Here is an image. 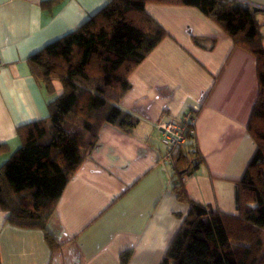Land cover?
I'll use <instances>...</instances> for the list:
<instances>
[{
    "label": "crops",
    "instance_id": "crops-1",
    "mask_svg": "<svg viewBox=\"0 0 264 264\" xmlns=\"http://www.w3.org/2000/svg\"><path fill=\"white\" fill-rule=\"evenodd\" d=\"M0 0V167L19 147L17 128L49 115V95L29 56L78 28L109 0ZM48 1V0H45ZM264 5V0H244ZM168 32L130 75L121 106L138 118L132 131L102 126L98 142L68 181L45 231L6 221L0 209L1 264H160L189 205L172 190L161 124L194 117L204 162L184 179L189 196L236 213V185L254 152L248 123L258 95L256 57L198 8L149 2ZM263 33L264 11L258 13Z\"/></svg>",
    "mask_w": 264,
    "mask_h": 264
},
{
    "label": "trees",
    "instance_id": "trees-1",
    "mask_svg": "<svg viewBox=\"0 0 264 264\" xmlns=\"http://www.w3.org/2000/svg\"><path fill=\"white\" fill-rule=\"evenodd\" d=\"M198 8L234 45L257 61L258 95L248 132L256 148L236 185V213L193 200L184 179L204 162L194 123L186 143L172 149V190L189 205L160 264H264V45L259 9L238 0H109L78 28L32 53L28 63L49 95V115L20 125L19 147L0 167V209L6 221L45 231L52 253L60 244L49 223L71 177L112 124L126 132L138 118L121 106L134 69L168 36L145 9L147 3ZM44 4L49 3L43 1ZM7 150L0 144V152ZM130 250L121 252L128 264ZM1 264V256H0Z\"/></svg>",
    "mask_w": 264,
    "mask_h": 264
},
{
    "label": "built area",
    "instance_id": "built-area-1",
    "mask_svg": "<svg viewBox=\"0 0 264 264\" xmlns=\"http://www.w3.org/2000/svg\"><path fill=\"white\" fill-rule=\"evenodd\" d=\"M242 2L243 4L252 6L256 9L263 10L264 11V5H257L253 4L248 1L244 0H238ZM3 65L2 61L0 60V67ZM192 122L194 123V117L192 113H188L185 117L184 121H179V120H173V121H168L164 122L161 124L162 130H163V141L167 146V151L163 156V160L172 165V149L185 144L187 139L184 134V125L185 123Z\"/></svg>",
    "mask_w": 264,
    "mask_h": 264
},
{
    "label": "rangeland",
    "instance_id": "rangeland-1",
    "mask_svg": "<svg viewBox=\"0 0 264 264\" xmlns=\"http://www.w3.org/2000/svg\"><path fill=\"white\" fill-rule=\"evenodd\" d=\"M162 144V146H165V143L163 142V143H161Z\"/></svg>",
    "mask_w": 264,
    "mask_h": 264
}]
</instances>
